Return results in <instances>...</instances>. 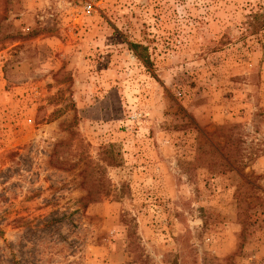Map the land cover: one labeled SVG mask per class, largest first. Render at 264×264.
I'll use <instances>...</instances> for the list:
<instances>
[{
	"label": "rangeland",
	"instance_id": "rangeland-1",
	"mask_svg": "<svg viewBox=\"0 0 264 264\" xmlns=\"http://www.w3.org/2000/svg\"><path fill=\"white\" fill-rule=\"evenodd\" d=\"M258 13L0 0V264H264Z\"/></svg>",
	"mask_w": 264,
	"mask_h": 264
},
{
	"label": "trees",
	"instance_id": "trees-1",
	"mask_svg": "<svg viewBox=\"0 0 264 264\" xmlns=\"http://www.w3.org/2000/svg\"><path fill=\"white\" fill-rule=\"evenodd\" d=\"M263 15H264V13H258V14L255 15V17H256V18L264 17ZM263 27H264V20H263L262 23H259V24H255V25H254V28L257 29V30H260V29H262Z\"/></svg>",
	"mask_w": 264,
	"mask_h": 264
}]
</instances>
